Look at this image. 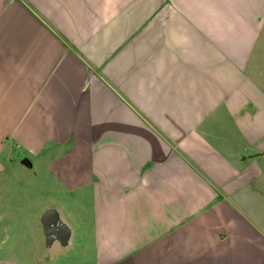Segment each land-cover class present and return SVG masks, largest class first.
Here are the masks:
<instances>
[{
  "label": "crops",
  "instance_id": "crops-1",
  "mask_svg": "<svg viewBox=\"0 0 264 264\" xmlns=\"http://www.w3.org/2000/svg\"><path fill=\"white\" fill-rule=\"evenodd\" d=\"M0 264H264V0H0Z\"/></svg>",
  "mask_w": 264,
  "mask_h": 264
},
{
  "label": "water",
  "instance_id": "water-1",
  "mask_svg": "<svg viewBox=\"0 0 264 264\" xmlns=\"http://www.w3.org/2000/svg\"><path fill=\"white\" fill-rule=\"evenodd\" d=\"M40 222L45 235V245L48 247L55 239L65 245L69 235V228L59 219L58 213L49 209L41 214Z\"/></svg>",
  "mask_w": 264,
  "mask_h": 264
}]
</instances>
